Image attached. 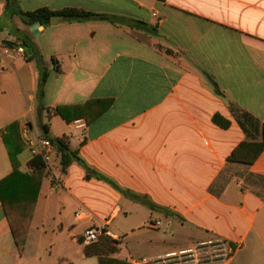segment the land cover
<instances>
[{
    "label": "crops",
    "instance_id": "1",
    "mask_svg": "<svg viewBox=\"0 0 264 264\" xmlns=\"http://www.w3.org/2000/svg\"><path fill=\"white\" fill-rule=\"evenodd\" d=\"M40 9H75L113 22L63 19L35 36L12 15ZM132 21L150 32L129 27ZM25 38L49 77L41 92L32 55L5 59L0 180L13 170L3 135L17 124L21 171L31 172L34 157L26 128L35 141L66 137L94 172L156 209L87 180L77 162L63 173L53 148L22 255L0 200V264H101L85 255V230L141 209L148 253L136 260L120 244L102 264H142L213 238L234 247L228 264H264V151L252 165L228 160L241 144L263 140L264 0H17L10 9L0 0V46ZM106 99L113 105L92 123H68L55 112ZM216 115L230 126L215 124ZM66 204L73 222L57 219ZM81 210L89 218L79 222Z\"/></svg>",
    "mask_w": 264,
    "mask_h": 264
},
{
    "label": "trees",
    "instance_id": "2",
    "mask_svg": "<svg viewBox=\"0 0 264 264\" xmlns=\"http://www.w3.org/2000/svg\"><path fill=\"white\" fill-rule=\"evenodd\" d=\"M17 0H7V6L10 9ZM12 15L18 16L22 22L31 28L36 23H49L53 16H63L68 22H84L89 20H101L113 22V19L108 15L93 14L75 9H68L60 12H52L48 9H40L34 12H25L22 10H13ZM133 29L149 31V25L139 21H132L128 25ZM22 44L26 45L32 51V56L28 58L30 61H35L40 71L39 89L42 92L46 84L49 71L45 67L42 56L36 54L34 46L28 38L22 40ZM113 105L111 99L91 101L83 106L74 107H58L56 114L61 116L65 121L71 123L75 120L88 118L89 123L94 122L105 114ZM214 122L221 128H228L230 122L223 117L216 115ZM46 131V130H45ZM46 134V132H44ZM45 137H47L45 135ZM48 138V137H47ZM52 142L53 148L57 151L60 157V165L62 172L66 173L72 163L77 162L85 169L87 180L96 178L104 181L116 190L131 199L134 202L140 203L155 210L156 207L146 197L134 194L118 187L113 181L99 173L94 172L87 164L79 157L77 152L70 149L66 137L49 139ZM3 141L8 149L9 158L13 167L12 172L0 180V200L5 211L7 221L9 223L15 244L19 254H23L25 243L29 234L31 221L35 213V208L38 202L39 194L43 184V180L47 174V163L41 156H34L29 163L30 173H25L20 169V161L18 155L22 151L21 139L18 133V125L11 124L7 128V133L3 135ZM264 151V129L262 142H245L241 144L229 157V162L243 163L252 165ZM117 241L102 236L98 242L90 244L85 250L86 256L97 255L100 257L101 264L107 256L118 252Z\"/></svg>",
    "mask_w": 264,
    "mask_h": 264
},
{
    "label": "built area",
    "instance_id": "3",
    "mask_svg": "<svg viewBox=\"0 0 264 264\" xmlns=\"http://www.w3.org/2000/svg\"><path fill=\"white\" fill-rule=\"evenodd\" d=\"M25 56L26 50L23 45L0 46V75L7 72L8 67L5 59L12 55ZM29 129H25V141L32 148L34 156H41L48 164L53 151L52 142L47 138H40L36 141L28 135ZM89 218V213L81 210L76 214L77 221L81 222ZM159 223L152 224L151 227L157 229ZM106 236L115 241L121 236L111 230V222H105L101 226H92L85 230L83 241L90 245L98 242L100 237ZM235 255L234 247L226 240L213 238L207 241L196 243L188 248L168 253L164 256L153 259H143L142 264H228Z\"/></svg>",
    "mask_w": 264,
    "mask_h": 264
},
{
    "label": "rangeland",
    "instance_id": "4",
    "mask_svg": "<svg viewBox=\"0 0 264 264\" xmlns=\"http://www.w3.org/2000/svg\"><path fill=\"white\" fill-rule=\"evenodd\" d=\"M51 166L54 167V165ZM86 212L88 211L86 210ZM74 215V208L69 204H66L64 208L58 206L57 219L62 218L68 222H73ZM147 222L146 213L141 209L137 212L132 211L130 215L116 219L111 226V230L115 234H121V238L117 242L122 244L124 253L133 254L136 260H140L143 254H147L149 251L146 245H143V239L149 236L147 234ZM152 224H154V222H151L149 227ZM126 234H128V237H125L127 236Z\"/></svg>",
    "mask_w": 264,
    "mask_h": 264
},
{
    "label": "water",
    "instance_id": "5",
    "mask_svg": "<svg viewBox=\"0 0 264 264\" xmlns=\"http://www.w3.org/2000/svg\"><path fill=\"white\" fill-rule=\"evenodd\" d=\"M63 19H64L63 16H53V17L51 18V20H50L49 23H44V24H42V23H36L35 25H33V26L30 28V30H31V32L33 33V35H35V36H39L40 28H42V27L46 28V27L49 26V24H51V25H55V24H57L59 21H61V20H63ZM23 46H24V48H25V50H26V54H25V56L28 57L29 55H32V51L30 50V48H29L28 46H26V45H23Z\"/></svg>",
    "mask_w": 264,
    "mask_h": 264
}]
</instances>
